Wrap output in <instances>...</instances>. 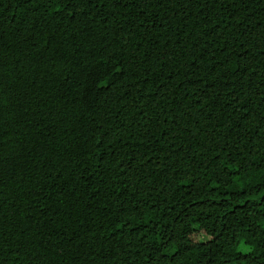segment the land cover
<instances>
[{"label": "trees", "instance_id": "1", "mask_svg": "<svg viewBox=\"0 0 264 264\" xmlns=\"http://www.w3.org/2000/svg\"><path fill=\"white\" fill-rule=\"evenodd\" d=\"M0 264H264V0H0Z\"/></svg>", "mask_w": 264, "mask_h": 264}]
</instances>
